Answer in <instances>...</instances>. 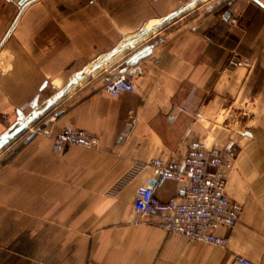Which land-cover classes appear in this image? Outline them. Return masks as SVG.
Masks as SVG:
<instances>
[{"label": "crops", "instance_id": "0c3cea01", "mask_svg": "<svg viewBox=\"0 0 264 264\" xmlns=\"http://www.w3.org/2000/svg\"><path fill=\"white\" fill-rule=\"evenodd\" d=\"M192 1L13 0L12 12L0 0V134L18 109L27 116L76 72ZM234 55L252 67L230 65ZM121 72L135 89L107 94V79ZM240 127L253 131L240 137L227 193L244 210L233 229L218 231L226 247L192 243L162 229L157 213L136 212L142 186L162 201L183 194L182 183L156 179L150 167L111 193L135 164L181 161L190 142L223 146ZM70 129L99 137V148L54 152L53 136ZM237 256L264 264V7L255 0L200 1L81 80L0 150V264H234Z\"/></svg>", "mask_w": 264, "mask_h": 264}, {"label": "built area", "instance_id": "2783aa9c", "mask_svg": "<svg viewBox=\"0 0 264 264\" xmlns=\"http://www.w3.org/2000/svg\"><path fill=\"white\" fill-rule=\"evenodd\" d=\"M236 21L232 20V24ZM232 66L252 67V64L234 55ZM135 82L126 72L108 78L104 91L114 97L135 89ZM132 113V112H131ZM132 115V114H131ZM133 116L126 123L128 133L134 125ZM71 145L84 148H99V137L84 129H70L53 136L52 148L63 153ZM238 144L229 139L223 146H208L204 141L189 143L181 161L168 163L155 158L147 163H137L132 170L111 190L117 193L127 180L145 167L152 168L154 178L174 180L183 184L182 196L162 201L153 185L138 189L134 208L140 216L159 215L158 225L170 234H179L192 243H206L226 247L227 236L218 234L221 228L233 229L240 221L244 206L227 193V184L234 167ZM234 264H251L243 256H237Z\"/></svg>", "mask_w": 264, "mask_h": 264}, {"label": "water", "instance_id": "95a60500", "mask_svg": "<svg viewBox=\"0 0 264 264\" xmlns=\"http://www.w3.org/2000/svg\"><path fill=\"white\" fill-rule=\"evenodd\" d=\"M9 1H11V4H13L12 2L13 0H9ZM31 1L34 0H19V4L23 7H26ZM200 1L203 0H193L189 4L183 6L182 8L176 10L175 12L163 18L157 24L147 28H143L132 38H129L128 40H124L122 43H120L118 46H116L106 55L102 56L100 59H97L92 64L87 66L85 69L76 72L70 78L68 84L64 88L59 90L54 96L49 98L45 103L38 106L37 102H33L32 106H34V109L27 116L24 114V112L21 109H18L16 111L17 114L16 121L12 125L8 126V128L3 133L0 134V150L4 146H6L11 140L15 139L17 136H19L21 133L27 130L30 124H32L41 116L45 115L52 107H54L58 102H60V100H62L64 96L81 80L91 76L93 73L98 71L104 65H107L110 59H112L120 52L126 50L130 45H133L135 42L145 37L152 30L158 29L159 27L169 22L170 20L176 18L177 16H179L189 8L193 7L195 4L199 3ZM255 1L264 7V5L260 3L258 0ZM227 17H229V13L226 14V18ZM146 50L147 49L137 51L127 60V62H137L141 57L145 55Z\"/></svg>", "mask_w": 264, "mask_h": 264}, {"label": "rangeland", "instance_id": "374dc122", "mask_svg": "<svg viewBox=\"0 0 264 264\" xmlns=\"http://www.w3.org/2000/svg\"><path fill=\"white\" fill-rule=\"evenodd\" d=\"M225 1H227V0H225ZM15 11H17V6L15 4H12V12H15ZM252 131L253 130H251L250 128H243V127H240L239 129H237L236 132L239 134V136H237V137H239V138L238 139L237 138H232V140L236 141L237 144H238V147H237L238 148V154H239L240 150L242 149V143L240 141L241 140L240 137L241 136H243V137L248 136L249 132H252ZM238 154H237V157H238Z\"/></svg>", "mask_w": 264, "mask_h": 264}]
</instances>
